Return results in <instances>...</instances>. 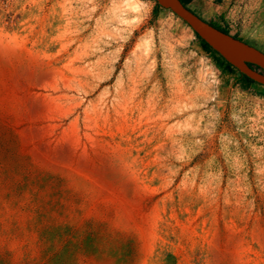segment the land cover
<instances>
[{
    "label": "rangeland",
    "instance_id": "374dc122",
    "mask_svg": "<svg viewBox=\"0 0 264 264\" xmlns=\"http://www.w3.org/2000/svg\"><path fill=\"white\" fill-rule=\"evenodd\" d=\"M180 2L264 52V0ZM0 46V264H264V85L155 0H0Z\"/></svg>",
    "mask_w": 264,
    "mask_h": 264
},
{
    "label": "water",
    "instance_id": "95a60500",
    "mask_svg": "<svg viewBox=\"0 0 264 264\" xmlns=\"http://www.w3.org/2000/svg\"><path fill=\"white\" fill-rule=\"evenodd\" d=\"M182 19L191 31L227 63L252 81L264 85V52L212 27L178 0H155ZM257 65L252 68L248 64ZM263 70V71H261Z\"/></svg>",
    "mask_w": 264,
    "mask_h": 264
},
{
    "label": "bare ground",
    "instance_id": "6f19581e",
    "mask_svg": "<svg viewBox=\"0 0 264 264\" xmlns=\"http://www.w3.org/2000/svg\"><path fill=\"white\" fill-rule=\"evenodd\" d=\"M180 1V0H178ZM21 47V46H20ZM16 48V46H15ZM14 47H7V46H4V47H1L0 46V54H1V57L4 58V57H7L8 55L9 56H12V55H15V56H21V58H26V59H30L31 61L33 60V54L31 52H27V51H23L21 54H17L18 50L17 48L15 49ZM23 49V48H22ZM17 52V53H16Z\"/></svg>",
    "mask_w": 264,
    "mask_h": 264
},
{
    "label": "trees",
    "instance_id": "16d2710c",
    "mask_svg": "<svg viewBox=\"0 0 264 264\" xmlns=\"http://www.w3.org/2000/svg\"><path fill=\"white\" fill-rule=\"evenodd\" d=\"M181 1H182V0H181ZM212 27H214V28L218 29L219 31L225 33V31L222 30V29H219V28H217V27H215V26H213V25H212ZM193 34H194V33H193ZM194 36H195L196 38H198L195 34H194ZM232 37H233V36H232ZM201 43H202V46H203L205 49H207L209 52H213V53L217 54L214 50L210 49V47H209L206 43H204L202 40H201ZM218 57L221 59V57H220L219 55H218ZM221 60H222V59H221ZM247 64H248V66L252 67L253 69H254V68H258L257 65H252V64H249V63H247ZM225 66H226L227 68H231L230 64L227 63L226 61H225ZM261 71H263V70H261ZM240 79L243 80V81H245V82H253L252 80H250L249 78H247L246 76H244V75H242V74L240 75Z\"/></svg>",
    "mask_w": 264,
    "mask_h": 264
}]
</instances>
